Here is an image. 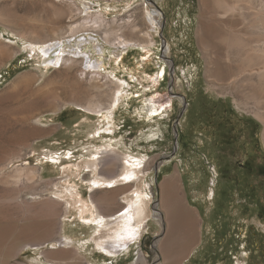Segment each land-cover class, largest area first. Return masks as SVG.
Segmentation results:
<instances>
[{"label": "rangeland", "instance_id": "1", "mask_svg": "<svg viewBox=\"0 0 264 264\" xmlns=\"http://www.w3.org/2000/svg\"><path fill=\"white\" fill-rule=\"evenodd\" d=\"M54 1L0 0V264H264V124L235 104L249 85H211L231 79L241 61V51L227 49L221 36L233 30L247 44H262L264 0H240L247 6L242 16L238 11L220 13L221 1L236 0H75L73 7L66 6V0ZM60 7L72 12L80 7L82 12L70 22L67 9L60 15ZM253 10L258 11L256 21ZM99 11L118 33V28L127 30L135 23L141 34L151 33L152 40L141 37L137 46L117 48L114 35L105 40L106 27L91 30L92 18L86 17ZM71 23L76 26L72 32ZM11 32L27 40L55 37L48 41L53 42L51 57L79 50L87 52L90 61L102 58L96 75L105 83L102 92L88 80H76L84 62L72 70L56 71L53 65L44 70L42 43L20 50L21 40ZM99 46L104 47L102 57ZM92 72L89 78L95 77ZM23 76L28 83L16 86ZM93 95L102 102V112L75 104L85 105ZM115 96L114 107L107 108ZM152 104L158 108L155 115ZM95 127L102 132L94 135ZM19 129L21 135L9 142L8 136ZM94 145L107 147L97 169L93 162L98 158L90 156ZM140 157L144 162L138 165L126 161ZM112 160L111 173L132 170L136 176L131 172L127 187L111 184L107 187L113 191L93 192L98 187H90L89 178L99 172L103 178L111 175ZM215 163L216 193L208 201ZM195 165L201 186L192 183L188 171ZM244 167L255 175L252 182L251 175L244 178ZM17 169H32L35 175L15 177ZM173 171L182 175L180 195L196 214L200 234L184 257L166 255L180 246L173 248L164 240L166 219L158 222L164 218L159 183ZM120 177L123 184L129 180ZM137 190L147 203V215L130 220L136 237H128L124 247L136 238L140 241L134 251L115 258L120 251L109 254L96 247L92 229L98 224L89 220L93 215L86 208L93 209V197L100 212L112 213L129 202L130 195L136 199ZM65 238L71 241L66 247Z\"/></svg>", "mask_w": 264, "mask_h": 264}, {"label": "bare ground", "instance_id": "2", "mask_svg": "<svg viewBox=\"0 0 264 264\" xmlns=\"http://www.w3.org/2000/svg\"><path fill=\"white\" fill-rule=\"evenodd\" d=\"M57 1L60 2V1H63V0H55L54 2H57ZM112 1H119V0H112ZM241 1L240 0H236L233 4H231L230 1H228V2H222L221 1V3L218 5V6L221 7V10H222V12H220V13L225 16L228 13L229 14L230 13L234 14L235 11H238L239 14L242 16L243 12H244V10H246L245 8L247 6H245V8H244L242 5H240V4H243L242 3L243 1L242 2ZM66 2H68L66 4V6L70 5V6L73 7L72 4H74V3L76 4L75 0H66ZM219 2H217V3H219ZM61 4H64V2L63 3L61 2L60 5ZM243 5H245V3ZM77 6L78 5H76V7ZM249 6H251V3H250ZM87 8H88V10H91L90 6H87ZM66 9L68 11V14L70 15V22L72 21V19L76 15H79L82 12L80 7L76 8L78 11L74 10L75 12H72V10L69 9V7H66V8L60 7V15L66 13ZM255 9L258 10L257 8H255ZM252 12H253L252 16L254 15V20L255 21L258 20L259 15L256 14V12L258 13V11L253 10ZM244 16L246 17L245 14H244ZM244 16L242 17L243 19H244ZM250 16H251V13H250ZM152 17H151V15H149L151 23H154L155 19L152 18ZM86 18H90V19L92 18L91 22H93V24L91 25V27H93V28L91 30H93V31H97V28L101 29V27H106L107 33H105V37H104L105 40L107 41L109 36L114 35L115 39H117V43H115L113 45L116 46L117 48H122L123 50L127 49L128 47H131V46L139 45L141 43V37H150L151 40H152L151 33L143 32L141 34L142 30L135 23L130 24L129 29H127V30H122L121 28H118L119 30H121V32L118 33L115 30L114 26L113 25H112L113 27L111 26V23H110L111 21H108V20H106L104 18V14L101 11H99L97 13L89 12L88 16ZM252 18L253 17H251V19ZM260 21L262 22V20H260ZM260 21H258V22L261 23ZM112 22H113V20H112ZM262 23H264V22H262ZM251 25L252 24H250V26ZM75 27L76 26L73 23H71L68 26V31H71V32L74 31ZM119 27H120V25H119ZM254 27H257V26L255 25ZM259 28L264 30L263 26H260ZM232 31L230 30L229 34L227 33V35L225 34L224 36H221L220 40L224 44V46L227 47V49L228 48H236L239 51H241V61L239 60L240 62L237 63L236 70H235L234 75H233V77L231 79H229L225 83H220V82L217 83V82L211 81V85L213 86V88L219 87L221 85H225L226 87L232 88V89L235 88L236 85L238 86L237 83H239V82H240V84L243 83L242 86H244V84L249 85L251 87V89H249V90L247 89L248 91H246V90L244 91L243 90L244 93L240 92V90L238 91V94H240V93L241 94L243 93V94L241 95L239 100L237 102H235V104L237 105V108L245 110L246 112H249V113H253L264 124V40L261 41L262 36H260L261 39L260 38L259 39H260V42L262 44H258V45L247 44L243 40L240 39L241 36L239 37L238 34L232 33ZM257 32L260 33L259 31H257ZM11 33L14 34V36H17L18 38H20V40H21V44L19 45L20 50H26L27 51V45H29V46L31 45V46L35 47L36 44H38L40 42L42 43V45H40L39 48H40L41 53H43V65L46 64V68L44 70H47L48 69L47 67L49 65L55 66L56 67L55 68L56 71H60V70H63V69L72 70L73 67L77 66L76 64L78 62H80V65H82L83 62H84L85 63V68L77 70L78 73L76 71V74H75L76 78H77L76 80H80V81L81 80H88L90 82V86L92 88L98 89L99 92L101 91L100 89L105 83H100V79H98L99 75L98 76H96V75L98 74L97 70H98V67H99V61L101 62L102 58H99V61H97L98 59L96 61H90V58L87 57V52H86V55H82V53L79 50L74 51L73 55L72 54H64L63 52H61V53L57 54L55 57H51V55H50L51 54L50 52L52 50L51 44L53 42L50 43L48 41H51L52 39H55V37H51L50 35H48V36L46 35V37H44L45 38L44 40L41 39V38L40 39L37 38V39L27 40V37H21L20 35H17L15 32H11ZM262 33H263V31H262ZM1 38H4L3 30H0V39ZM263 38H264V36H263ZM38 41H40V42H38ZM15 42L17 43L16 39L13 41V43H15ZM45 43H48V44L45 45V48L41 47ZM55 43H57V42H55ZM58 43H59V41H58ZM144 45L145 46H150L151 45V41H149L147 44H144ZM98 50L100 52L99 54H101V57H102V54L104 53V47L103 46H99ZM121 54L118 53L117 54V58H121ZM78 66H79V64H78ZM92 71L95 72L94 75H95L96 79L93 76H91L89 78V76H90ZM51 80H52V77H49L47 79L46 83H48V82L50 83ZM28 81H29V79L27 78V76L19 77L16 80L15 85L16 86L24 85V84L28 83ZM215 81H217V80H215ZM116 99H117V97L115 96V98L112 99V101H111V103L113 105L109 104L107 108L110 109V108L114 107V104L117 102ZM234 101H236V100H234ZM243 101H245V102H243ZM75 104L80 105L81 107H84V109L88 110L89 112L91 111L93 113H99V112L103 111L102 102L100 100H98L97 98H95L94 95H93V97L91 99H89L85 103V105L80 104V103H75ZM151 108H152L151 115H155V113L157 112L158 108L155 107V105L153 106V104H152ZM105 129L108 130L109 128L106 127ZM22 132L23 131L19 129L17 134L13 133V134H11V136H8L9 142L13 141L14 138L17 139L16 136L18 134L21 135ZM92 132L94 133V135H97V134H99L102 131L99 130L97 127H95ZM155 135H156V131H153V132L150 133L151 140H152V138ZM6 136H4V137H6ZM12 136L14 138H12ZM263 140H264V131H263ZM94 148H95V150L90 152V156L93 159L96 158V157L98 158L97 160H95L93 162L94 168L97 169L98 168V163L101 162L100 161L101 157H105L107 155V149H106L107 147L103 146V145L102 146L101 145H94ZM130 160L131 159H129V158L126 159V161L128 163L131 162L130 163L131 165H138V164H141V163L144 162L143 157H140L137 160H134V159L131 160V161ZM113 163H114L113 160L108 162V164L111 166V167H108V168L111 169V170L109 169L110 173L113 170V168H112L114 166ZM198 170L199 169H198V167L196 165H195V168H191L190 167L188 169V171L191 173L192 183H194L196 185H200L201 182H202L201 176L197 175L198 174L197 173ZM92 172H93V170H92ZM131 172L133 173V175H135V173L132 170L121 172V173H118V174H119V176L122 175V177H125L126 179H129L130 175H132ZM212 172H213L212 173L213 176L211 177V179H209V182H208V185H207V194L205 196V200H208V201L209 200H213L214 197H215V193H216L215 186L217 185V182H218L217 181L218 169L216 167V163L213 164ZM15 173H14L15 177L16 176L17 177H21V176H24V175L30 177V176L35 175V173H34V171L32 169H29L28 172H27V170H24V169H19V170L17 169L15 171ZM118 174L111 173V175L106 176L105 178H103L101 172H99L97 175H92L89 178L91 180L90 181V187H92V188H94L95 186L104 187V188H95L94 191H93V192H95V190H98L99 192H103V193H107V192H110V191L114 190L113 188H107V186L111 185V184H114V185L117 186L119 183H121L124 187H127L128 183L131 181V179H129L128 181L126 180L127 183L123 184L125 181L124 180L123 181H118V180H121V177H117ZM210 180H211V183H210ZM119 188H122V187H119ZM138 190H140V187H139ZM138 190L136 191V195H137L136 199H133V195L132 196L130 195V197L128 199L129 202H127L126 204L122 205V207H120L118 210L113 211L112 213H108V214H103L102 211L100 212L97 209V207H96L95 200L93 199V197L90 198L91 204H89V205H92L93 209H90L89 207H87L86 211L90 210V212L93 215V216H91L89 218V220H91V221L93 220L94 223L98 224V226H95L92 229L93 230V240H95V244H96V247L98 249H101L104 252L112 254L113 252L119 251L118 249L121 248L123 242L128 237H134V233L133 232L135 231V227L136 226L133 225L130 220L133 217H137V216L142 217L143 216V218H144L147 215L146 214L147 203L144 200H142V196H140L141 195V193H140L141 191L139 192ZM77 194H78V192H77ZM114 200H116L114 197L110 198L111 202H114ZM206 210L208 211V214L212 215L210 206L207 205V209ZM120 211H121V213H118ZM183 216H184V220L187 223L191 222L190 215H188L185 212H183ZM161 219H164V218L158 217V222L159 223L161 222ZM207 225H208L207 227L211 228L210 219L207 221ZM70 242H71L70 240L65 238L62 243L66 247ZM54 247L55 246H52V248H54ZM163 253H164V251H163ZM162 264H165V263H162Z\"/></svg>", "mask_w": 264, "mask_h": 264}, {"label": "crops", "instance_id": "3", "mask_svg": "<svg viewBox=\"0 0 264 264\" xmlns=\"http://www.w3.org/2000/svg\"><path fill=\"white\" fill-rule=\"evenodd\" d=\"M1 21H3V19L0 20V24ZM4 28L6 29L7 27L5 26ZM8 44L10 43L8 42ZM117 176L120 177L119 174ZM118 185H122V184L119 183ZM97 187L102 188L99 186ZM181 190H184V181L180 171H173L172 173L165 175L159 183V191H160L159 200L161 201L163 207L164 221L166 219V223L168 226V239H164V240H166V242L169 243V245L172 246L173 248H175L176 246H180L178 249L175 250V252L167 251L166 255L171 257L188 256L190 254V251L193 250L194 246L198 244L200 239L196 214L192 210L189 202L185 203L183 201L180 195ZM183 212L190 215L191 217L190 223H187L184 220ZM118 213H121V211ZM207 229L209 231L210 228L207 227ZM138 239L139 238H136L135 240L129 242L128 243L129 245L127 244L128 245L127 247H124V244L126 243L125 240L121 248L118 249L120 252L116 255L115 258H117L121 253H123L126 250H128L129 253L130 251L131 252L134 251L132 247L136 248L138 246V243L140 241ZM169 260H167V263L169 262ZM109 261H111V259Z\"/></svg>", "mask_w": 264, "mask_h": 264}, {"label": "flooded vegetation", "instance_id": "4", "mask_svg": "<svg viewBox=\"0 0 264 264\" xmlns=\"http://www.w3.org/2000/svg\"><path fill=\"white\" fill-rule=\"evenodd\" d=\"M175 101H176V100H172V102H171V106L174 104ZM223 136H225V137H227V138L230 137V135L225 134V132H223ZM221 140H222V139H221ZM225 141H226V140H225ZM222 142H223V140H222ZM222 142H221V143H222ZM219 144H220V143H219ZM220 149L223 150V149H224L223 146H220ZM229 155H230V154H229ZM229 155H227V156H229ZM227 156H226V158H227ZM247 168H248V167H247ZM247 168H246V167L243 168V170H244V171H243V176H244V178H245L246 175H251V176H250V180H251V182H252V180L255 179V175H254L253 173H246L245 171L248 170ZM217 169H218V165H217ZM218 170H219V169H218ZM230 170H231V169H230ZM235 171L237 172V174H239V171H238V170L234 169L233 172H235ZM231 173H232V171H231ZM231 173H230V174H231ZM237 174H236V175H237ZM245 174H246V175H245ZM259 183H260V181H259ZM259 183H258V184H259Z\"/></svg>", "mask_w": 264, "mask_h": 264}, {"label": "water", "instance_id": "5", "mask_svg": "<svg viewBox=\"0 0 264 264\" xmlns=\"http://www.w3.org/2000/svg\"><path fill=\"white\" fill-rule=\"evenodd\" d=\"M168 158H169V156H168Z\"/></svg>", "mask_w": 264, "mask_h": 264}]
</instances>
